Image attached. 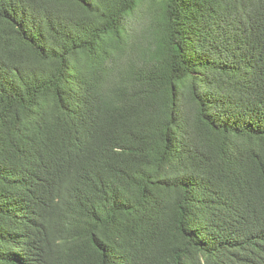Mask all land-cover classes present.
Masks as SVG:
<instances>
[{
	"label": "trees",
	"instance_id": "16d2710c",
	"mask_svg": "<svg viewBox=\"0 0 264 264\" xmlns=\"http://www.w3.org/2000/svg\"><path fill=\"white\" fill-rule=\"evenodd\" d=\"M0 264H264V0H0Z\"/></svg>",
	"mask_w": 264,
	"mask_h": 264
},
{
	"label": "rangeland",
	"instance_id": "374dc122",
	"mask_svg": "<svg viewBox=\"0 0 264 264\" xmlns=\"http://www.w3.org/2000/svg\"><path fill=\"white\" fill-rule=\"evenodd\" d=\"M140 14H141V13H140ZM140 14H139V15H140ZM138 19L140 20V18H138Z\"/></svg>",
	"mask_w": 264,
	"mask_h": 264
}]
</instances>
